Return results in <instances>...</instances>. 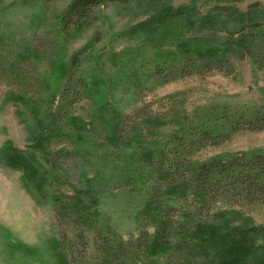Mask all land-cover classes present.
<instances>
[{
    "label": "trees",
    "instance_id": "trees-1",
    "mask_svg": "<svg viewBox=\"0 0 264 264\" xmlns=\"http://www.w3.org/2000/svg\"><path fill=\"white\" fill-rule=\"evenodd\" d=\"M55 1H21L33 9L28 11H34L33 19H40V29L28 25L24 30L11 17L0 15V83L22 99L46 89L43 65L55 60L95 9L130 2L67 0L63 12L52 17ZM182 21L181 12H172L154 21L153 29L164 31ZM141 30L133 28L127 34ZM243 33L238 40L220 39L149 60L132 52L125 61L118 55L104 61L99 54L94 58L87 47L68 58L57 87L45 96L48 123L33 147L45 152L44 144L52 137L58 145L63 139L71 141L73 150L53 161L55 170H90L93 178L86 179L85 190L74 185L64 190L54 174L40 168L33 153L8 143L0 148V164L21 171L25 188L53 215L49 249L32 256L14 251L21 264H123L138 257L157 264L193 259L196 254L219 258L221 264L248 262L246 235L259 234L262 228L245 233L224 223L228 209L264 204V151L210 157L202 153L238 132L264 131V102L253 108L210 107L184 132L155 136L163 117L142 96L176 80L213 72L230 75L233 56L250 54L264 63V30ZM105 71H117L121 91L137 96L129 110L119 112L108 101ZM84 96L91 98L94 108L88 124L73 118ZM101 194L109 198L105 208L97 199ZM214 219L222 223L211 224ZM247 264H264V252Z\"/></svg>",
    "mask_w": 264,
    "mask_h": 264
},
{
    "label": "rangeland",
    "instance_id": "rangeland-1",
    "mask_svg": "<svg viewBox=\"0 0 264 264\" xmlns=\"http://www.w3.org/2000/svg\"><path fill=\"white\" fill-rule=\"evenodd\" d=\"M21 1L0 0V15L11 17L15 26L24 30L28 25L40 29V19H33L34 11L28 12L33 9H27ZM67 4V0H56L50 7L49 16L61 14ZM178 11L183 14L178 27L168 26L164 31L153 29V22L158 18ZM133 28L143 30L127 34ZM259 28L264 30V0H130L122 6H100L94 10L89 23L73 32L72 40L63 45L55 60L43 65L48 76L46 89L31 99H22L0 83V148L8 143L20 151L33 153L40 168L54 174L64 190L73 185L85 190L86 179L93 178L90 170L75 173L55 170L53 166L56 158L68 156L73 150L71 141L63 139V143L58 145L57 139L52 137L44 144L45 152L33 147L41 128L48 123L45 96L55 90L65 63L75 51L87 47L94 58L99 54L104 61L115 55L125 61V56L132 52L149 60L161 53L196 49L220 42V39L238 40L243 32ZM123 33L127 36L122 37ZM231 62L233 72L230 75L213 72L204 78L176 80L143 94V101L150 102L153 111L163 117L156 125L155 136L184 132L188 126L202 120L210 107L253 108L263 103L264 63H259L250 54L242 58L233 56ZM104 76L110 96L108 101L119 112L129 110L137 96L121 91L116 79L119 76L117 71H105ZM93 109L91 98L84 96L76 105L73 118L81 124H88L93 118ZM258 151H264V131H241L218 147H208L202 154L210 157ZM97 199L102 208L109 203L107 194H101ZM226 211L224 225L228 229L238 228L246 233L248 228H262L259 234L246 235L245 238L246 248L251 250V254L248 262L242 264L252 262L264 252V204ZM221 223L219 219L211 222L216 226ZM53 224L50 208L43 201H37L34 192L25 188L21 171L0 164V264H21L14 252L17 250H25L30 256L47 251L53 238ZM183 260H164L157 264H221L219 258H206L203 254ZM123 264L156 263L152 259L138 257Z\"/></svg>",
    "mask_w": 264,
    "mask_h": 264
}]
</instances>
